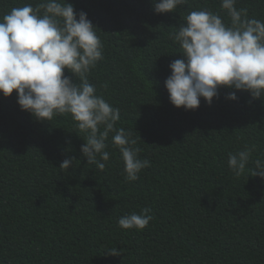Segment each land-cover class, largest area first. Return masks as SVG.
<instances>
[{"label": "trees", "instance_id": "16d2710c", "mask_svg": "<svg viewBox=\"0 0 264 264\" xmlns=\"http://www.w3.org/2000/svg\"><path fill=\"white\" fill-rule=\"evenodd\" d=\"M37 2L0 0V15ZM67 2L87 14L103 44L89 82L120 109L116 127L151 163L126 181L109 142L101 171L82 155L85 134L70 115L38 121L20 109L15 90L0 94V264H264V180L251 175V161L264 157V98L221 86L211 104L201 97L185 110L164 86L168 65L182 58L170 33L192 10L229 23L220 0H187L164 13L151 0ZM236 7L264 21V0ZM244 145L255 150L236 177L227 158ZM68 157L75 159L65 171ZM145 207L154 219L143 230L118 226ZM111 248L121 254L108 255Z\"/></svg>", "mask_w": 264, "mask_h": 264}, {"label": "clouds", "instance_id": "9594fccd", "mask_svg": "<svg viewBox=\"0 0 264 264\" xmlns=\"http://www.w3.org/2000/svg\"><path fill=\"white\" fill-rule=\"evenodd\" d=\"M155 13L175 12L187 0H151ZM237 0H220L229 23L211 10L188 12L170 39L178 43L182 58L169 65L164 81L169 101L176 107L194 110L200 98L211 104L223 86L246 90L252 98H264V21L249 18L247 9L237 8ZM84 11H75L67 0H38L12 7L0 15V94L15 90L21 110L38 121L70 115L84 133L80 151L88 164L103 170L110 153L109 142L119 150L126 181L139 179L150 166L141 159L137 140L124 128H117L120 109L113 107L89 73L103 59V44ZM65 69L71 76L65 75ZM107 87V85H103ZM235 100V92L228 94ZM111 135V140L109 137ZM255 146L229 153L227 165L236 177L245 173ZM99 157V159L97 158ZM75 158H65L59 168L68 169ZM252 176L264 180V157L251 161ZM255 169V170H254ZM154 219L145 207L119 217L122 229L143 230ZM108 255H120L117 248Z\"/></svg>", "mask_w": 264, "mask_h": 264}]
</instances>
